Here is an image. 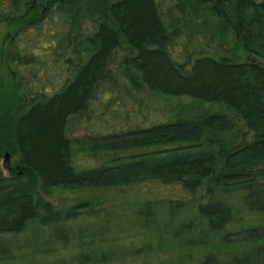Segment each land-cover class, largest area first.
<instances>
[{
    "label": "trees",
    "instance_id": "16d2710c",
    "mask_svg": "<svg viewBox=\"0 0 264 264\" xmlns=\"http://www.w3.org/2000/svg\"><path fill=\"white\" fill-rule=\"evenodd\" d=\"M192 1L255 61L202 51L174 57L181 29L156 0H0L4 64L22 92L17 103L0 102V241L34 225L60 251L77 250L61 264H145L155 254L170 255L157 264H264V0ZM121 41L135 54L117 76L109 62ZM53 71L64 77L53 79ZM116 76L219 104L245 130L217 111L69 138V117L85 113L100 86L123 84ZM74 148L106 158L80 169ZM37 181L43 189L107 191L176 182L203 193L186 203L147 201L117 224L87 202L58 207L39 198ZM83 209L98 224L74 231L69 224ZM59 232L67 245L56 244Z\"/></svg>",
    "mask_w": 264,
    "mask_h": 264
},
{
    "label": "rangeland",
    "instance_id": "374dc122",
    "mask_svg": "<svg viewBox=\"0 0 264 264\" xmlns=\"http://www.w3.org/2000/svg\"><path fill=\"white\" fill-rule=\"evenodd\" d=\"M161 7L168 11L177 26L181 29V37L177 45L172 47L174 57L183 60L185 54L193 52L226 53L236 60H244L248 55L237 44L232 31L218 18L213 16L205 6H199L192 0H156ZM6 26L0 25V102L17 103L21 90L15 76L9 73L4 64L3 50L6 48ZM135 52L127 47L124 41L114 50L109 66L113 74L123 71L122 62ZM249 58V57H248ZM249 59L255 61L254 58ZM53 79H62L63 73L53 71ZM123 84L114 91L107 86L98 88L96 98L90 103L82 115L69 117L66 134L71 139H81L86 135H106L136 126H151L153 124L175 121L179 118L192 120L205 113L224 112L230 115L245 130L242 123L225 107L195 99L188 96H167L149 91L143 84L133 85L128 79L117 77ZM137 78V76H136ZM138 81V80H137ZM74 165L77 168H90L101 164L106 155L93 156L85 149L74 148ZM7 165L14 167V160L8 159ZM8 166V167H9ZM3 168V160L0 161ZM34 191L36 195L58 207H68L80 202H87L90 209L105 210L119 218L117 224H125L126 219L134 216L147 201L173 200L189 202L198 199L203 188L187 190L180 183L146 182L140 185L120 187L110 191L103 189H65L61 187L43 189L37 181ZM82 211L76 222L70 227L84 229L94 222L93 216ZM94 223H97L95 221ZM88 228V227H87ZM49 231V230H48ZM56 244L67 245L59 232ZM58 242V243H57ZM51 244L44 228L29 227L18 236H8L0 241V264H61L59 257L69 258V253H76L72 246L68 251H60ZM70 250V251H69ZM42 251H47L43 253ZM170 257L169 254H155L146 258L145 264H157ZM58 261V263H57ZM134 261L131 264H138ZM104 264V263H103ZM105 264H124L111 262Z\"/></svg>",
    "mask_w": 264,
    "mask_h": 264
},
{
    "label": "water",
    "instance_id": "95a60500",
    "mask_svg": "<svg viewBox=\"0 0 264 264\" xmlns=\"http://www.w3.org/2000/svg\"><path fill=\"white\" fill-rule=\"evenodd\" d=\"M6 157V156H5Z\"/></svg>",
    "mask_w": 264,
    "mask_h": 264
}]
</instances>
